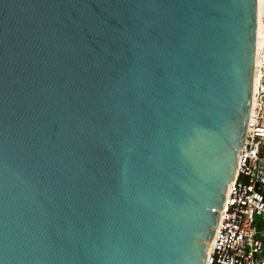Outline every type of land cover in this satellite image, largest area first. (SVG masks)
Masks as SVG:
<instances>
[{
    "label": "water",
    "instance_id": "1",
    "mask_svg": "<svg viewBox=\"0 0 264 264\" xmlns=\"http://www.w3.org/2000/svg\"><path fill=\"white\" fill-rule=\"evenodd\" d=\"M256 22L257 0H0V264H205Z\"/></svg>",
    "mask_w": 264,
    "mask_h": 264
},
{
    "label": "built area",
    "instance_id": "2",
    "mask_svg": "<svg viewBox=\"0 0 264 264\" xmlns=\"http://www.w3.org/2000/svg\"><path fill=\"white\" fill-rule=\"evenodd\" d=\"M264 6V0H263ZM264 13L255 46L250 109L205 264H264Z\"/></svg>",
    "mask_w": 264,
    "mask_h": 264
},
{
    "label": "bare ground",
    "instance_id": "3",
    "mask_svg": "<svg viewBox=\"0 0 264 264\" xmlns=\"http://www.w3.org/2000/svg\"><path fill=\"white\" fill-rule=\"evenodd\" d=\"M264 13L263 0H257V22H256V37H255V46L260 40V30L262 26V19Z\"/></svg>",
    "mask_w": 264,
    "mask_h": 264
},
{
    "label": "rangeland",
    "instance_id": "4",
    "mask_svg": "<svg viewBox=\"0 0 264 264\" xmlns=\"http://www.w3.org/2000/svg\"><path fill=\"white\" fill-rule=\"evenodd\" d=\"M263 248H264V242H263Z\"/></svg>",
    "mask_w": 264,
    "mask_h": 264
}]
</instances>
